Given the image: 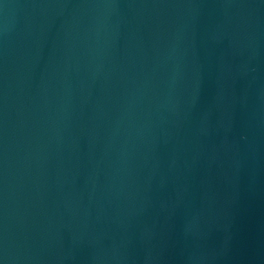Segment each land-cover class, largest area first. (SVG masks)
I'll return each instance as SVG.
<instances>
[{
    "label": "water",
    "instance_id": "95a60500",
    "mask_svg": "<svg viewBox=\"0 0 264 264\" xmlns=\"http://www.w3.org/2000/svg\"><path fill=\"white\" fill-rule=\"evenodd\" d=\"M0 264H264V0H0Z\"/></svg>",
    "mask_w": 264,
    "mask_h": 264
}]
</instances>
